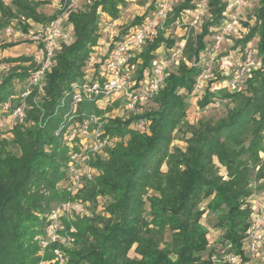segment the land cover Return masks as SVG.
Listing matches in <instances>:
<instances>
[{
	"label": "trees",
	"instance_id": "16d2710c",
	"mask_svg": "<svg viewBox=\"0 0 264 264\" xmlns=\"http://www.w3.org/2000/svg\"><path fill=\"white\" fill-rule=\"evenodd\" d=\"M199 1L181 0L172 6L164 29L138 55L137 80H142L150 71L159 46L168 50L177 45L175 38L165 34L178 20L183 23L184 17L195 10ZM230 1L207 0V19L201 24L196 55L210 50L211 37L222 23ZM67 2L61 0L60 8L50 16L36 11L39 2L31 6L23 0H13L15 11L0 3V30L10 27L16 18L23 20L24 31L28 19L44 24V28L65 13ZM124 4L125 0H91L83 10L68 11L66 22L72 26L73 40L69 44L62 43L52 57V65L44 76L42 94L33 100V94H36L33 92L26 100L25 121L30 124L15 125L12 129L19 154L11 153L5 142H0V264H46V261L57 264L50 262L54 248H59L66 257L63 264H133L126 259L125 253L139 239L142 196L158 175L162 162L169 157L172 133L184 106L180 91L193 89L195 79L206 63H198L192 68L182 64L177 73L166 74L167 70L153 98L158 104L156 110L133 114L124 121L108 119L103 125L102 136L123 138L128 135L127 142L119 141L107 147V159L95 156L90 161L98 174L86 181L76 194L70 196L59 190L56 186L65 176L68 160V146L64 140L67 126L81 120L86 113H103L88 100L79 104L75 112L71 109L100 37L101 15L116 19L119 6ZM253 18V25L249 24L247 34L236 40L234 47L243 51L250 47L247 43L257 37L255 48L260 65L249 72V78L238 85L237 90H205L199 101L200 108L213 98L232 100L236 105L215 123H200L188 139L189 148L182 155L181 163L190 170L175 203L177 227L182 231L174 236L176 259H161L162 264H223L211 260L210 254L207 258L201 256L206 250L205 229L197 224V218H193L198 199L211 192H214L211 208L221 212L222 239L230 243L241 264L249 260L243 249L252 213L247 201L251 195L248 171L256 168L255 179L260 180L259 187L264 185V0H259ZM141 19L136 17L129 26L139 24ZM43 28L34 36L42 33ZM32 43L35 47L41 46L36 40ZM15 44L0 43V49ZM111 48L112 45L108 50ZM0 61L8 65L0 76V102H3L13 98L19 84L36 70L37 62L28 53L4 57ZM16 102L19 103V99ZM139 119L147 121L144 130L127 128ZM215 157L226 167L229 178L225 181H220L216 175ZM99 197L108 199L103 208L106 215L109 214L106 220L98 215L64 220L65 231L73 246L65 248L60 243L51 244L44 248L42 256L38 255L41 248L35 236L44 232L47 215L55 203L72 198L95 203ZM96 218L102 222L101 227L96 225ZM70 227L73 232H69ZM142 256L148 258L145 252Z\"/></svg>",
	"mask_w": 264,
	"mask_h": 264
},
{
	"label": "rangeland",
	"instance_id": "374dc122",
	"mask_svg": "<svg viewBox=\"0 0 264 264\" xmlns=\"http://www.w3.org/2000/svg\"><path fill=\"white\" fill-rule=\"evenodd\" d=\"M23 1L31 6H36V3L39 2L36 7V11L45 16L54 14L61 6V0ZM180 1L181 0H172V6L177 5ZM90 2L91 0H74V4L72 5L70 2H67V10L56 19L60 25V32H62L58 43V50L60 49L62 43L69 44L73 40L72 26L66 22V15L68 11L83 10ZM0 3L9 7L12 11L16 10V5L13 3V0H0ZM155 3V0H125L124 6H119V15L116 19H112L106 14L101 15L103 21L100 37L97 46L91 53L85 69L86 73H92L101 66L107 55L108 47L112 45V42H115L116 38H120L128 29L133 28L138 24L129 26L132 20L136 17H141L142 21L146 16L150 15L154 10ZM258 7L259 0H249L248 6L240 10L241 17L239 24L241 31H237L218 48L217 52L219 58L217 61L215 60L213 63L211 62L213 65L211 64V68L203 75L202 80H200L202 89H196L194 84L191 91H180L184 106L182 107V116L172 133L173 139L169 146V157L162 162L159 167L158 175L147 187L146 193L142 196L140 205L139 239L136 242H133L129 248H127L125 253L126 259L133 264H162L161 259L166 258L171 261L176 259L177 241L174 236L182 230L177 227L178 220L175 216V203L179 193L182 192L181 185L184 182V179L188 176V171L190 170L189 166L181 163L182 155L186 154L189 148L188 139L191 137L193 129L197 128L200 123L213 124L219 118L225 116L226 113L236 105L235 101L221 99V105L217 108L209 107L208 104L210 101L204 108H200L199 101L201 100L205 90L210 91L215 85L220 84L222 86V88L217 91L226 89V84L229 81L227 78L239 71L241 55L238 51L236 54L235 52L233 53L235 50L234 43L236 40H239L247 34L249 24L253 25V16L257 13ZM206 19L207 15L194 27L187 29L184 28L185 24L178 20L177 23H174L171 28L168 29L165 35L169 38H175V43L179 44L180 42L184 45L175 63L168 69L166 74L170 72L177 73L179 66L182 64L185 65V68H192L198 63L205 64L208 62V58H205L203 56L204 54L201 53L200 55H196L195 52L199 45L201 24ZM25 22L27 24L26 31L22 29L23 20L16 18L12 20L11 26L9 27L12 31L10 33L4 32L0 35V43L16 42V44L11 47L0 49V59L8 56L24 54V48L33 42V36L44 26V24L37 23L30 19ZM149 42H147L145 47ZM256 42L257 37H253L247 43L248 46L252 48L255 55L253 56L251 63H249L248 70L243 79L238 83L239 85L246 82L249 78V72L260 65L259 56L257 55L255 48ZM165 51L166 49L163 45L156 49V53L158 55L163 54ZM230 55H232V57H229ZM0 64L6 66L4 70L0 71L1 76L7 70L8 65L2 61H0ZM139 64L140 60L137 66H139ZM228 91L232 92L234 90L230 89ZM16 95L17 92L15 89L13 96ZM33 95L34 98H37L38 96V94ZM13 101L15 102V99ZM4 102L5 101L0 102V109ZM115 103L107 105L101 104L103 108L102 114L105 116V122L108 119L115 118L124 121L133 114H142L144 112L146 113V111L152 112L158 108V104L154 101V99L145 107H139L136 111L131 112L126 109L121 102H117L116 105ZM2 117L3 125L0 128V142H5L6 149L11 153L19 154V147L13 142L12 129L15 125L20 124L10 120L7 113H3ZM23 124L29 125L30 123L24 121ZM132 124H134V122L128 125L127 128H130ZM128 138V135H126L123 138L112 136L110 139L115 145L119 141L125 144ZM97 157L100 159H107L108 154L104 151L100 155H97ZM213 162L216 175L219 177L220 181L227 180L229 177L227 175L226 167L219 162L217 157L213 159ZM91 168L93 167L91 166ZM93 169L95 170V175L98 174V171H96L95 168ZM255 171L256 168L248 171L249 180L251 182V195L248 197L247 201L252 209V213L249 218L250 226L255 220L261 218L264 214V185L263 187H259L261 182L260 180L255 179ZM60 185L61 184L59 182L56 186L59 190H61ZM213 197L214 192L202 194L195 206L196 213L193 218H197V224L205 229L203 238L206 242V250L201 252V256L203 258H207L209 256L208 254H210L209 258L215 263L221 262L223 264H241L240 259L233 254L230 248V243L227 240L224 241L222 239L224 229L220 225L221 222L219 215L221 212L211 208L213 206L210 205V203ZM107 202L108 199L101 197H99L95 203L88 202L86 208L87 213L90 217L98 215V218L106 220L109 214L106 215L103 208ZM78 217L82 218L83 216ZM95 222L99 227L102 226V222H100L99 219L96 218ZM63 246L65 248H69L73 246V243L70 241ZM243 249L245 255L249 257V260L244 262V264H264V219L263 224L257 228V230L250 232V228L248 229L246 237L244 238ZM43 251L44 249H41L38 252V255L42 256ZM144 252L145 256L148 257V260L143 259L142 254H144ZM52 255L53 259L50 262H57L58 264L53 250ZM48 262L49 261H46L45 263L47 264ZM65 262L66 257L64 256V263Z\"/></svg>",
	"mask_w": 264,
	"mask_h": 264
},
{
	"label": "built area",
	"instance_id": "2783aa9c",
	"mask_svg": "<svg viewBox=\"0 0 264 264\" xmlns=\"http://www.w3.org/2000/svg\"><path fill=\"white\" fill-rule=\"evenodd\" d=\"M66 2V1H65ZM74 4V0H68ZM207 0H200L195 10L185 17V29L194 27L206 15ZM249 0H231L224 13L222 23L215 29L211 37L212 43L210 50L203 53L208 58L206 66L201 69L200 74L195 79V88H201L203 75L211 68V64L219 58L218 48L224 44L233 34L241 31L240 28V10L246 8ZM172 11V0H156L154 10L146 16L139 24L128 29L118 40L112 42V48L108 50L106 57L98 69L92 73H86L85 80L77 88L74 95V103L71 106L72 111L78 109L79 104L88 100L93 102L99 109H103L101 104H110L121 102L122 105L131 111H136L139 107L148 105L158 93L164 79L165 72L175 63L183 43H177L176 46L169 48L163 54L158 55L151 62L150 71L144 74L142 80L136 79L135 68L138 63V55L144 50L147 42L156 37L164 29L166 20L170 17ZM177 23V22H176ZM60 25L57 20L50 21L42 33L33 36V39L41 43L35 51L29 48L26 50L37 62V68L32 71L30 76L19 84L16 89L17 95L11 100L2 104L0 109V128L3 125L2 114L7 113L10 120L15 123L23 124L25 121V108L27 98L36 92H42L43 80L45 74L52 65V57L58 50L59 39L61 38ZM11 28L0 30V35L4 32L10 33ZM233 53L238 51L241 55L240 69L237 73L228 77L226 89H237L238 83L243 79L251 63L254 52L251 47L241 51L239 47H234ZM229 57H232L230 55ZM135 60V61H133ZM212 62V63H211ZM213 65V64H212ZM6 68L0 64V71ZM222 86L215 85L211 92H215ZM15 99V102L13 101ZM19 99V103L16 102ZM35 98L33 97V100ZM222 100L213 98L208 106L217 108ZM105 116L92 111L83 115L81 120L69 124L64 134V140L68 146V160L65 168V176L60 181V189L70 196L76 194L84 183L92 180L95 170L89 165L90 161L97 155L105 151L107 147L113 145V141L102 136ZM147 126L145 119H139L130 128L134 130H144ZM86 201L80 199H65L55 203L48 215L44 232L35 236L41 249L51 244L60 243L62 245L71 241L69 234L65 231L64 220H70L75 216H89L87 213ZM264 214L253 222L250 232L257 230L263 224ZM69 228V232H73ZM55 259L58 264L64 263V255L59 248L53 249Z\"/></svg>",
	"mask_w": 264,
	"mask_h": 264
},
{
	"label": "crops",
	"instance_id": "0c3cea01",
	"mask_svg": "<svg viewBox=\"0 0 264 264\" xmlns=\"http://www.w3.org/2000/svg\"><path fill=\"white\" fill-rule=\"evenodd\" d=\"M30 49L31 51H35L36 50V47L34 46V44L32 45V43H30L29 45H27L24 50H25V53H27V49Z\"/></svg>",
	"mask_w": 264,
	"mask_h": 264
}]
</instances>
